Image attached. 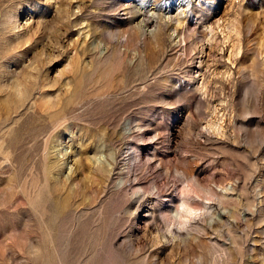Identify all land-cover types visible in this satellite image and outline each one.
<instances>
[{"label":"rangeland","instance_id":"rangeland-1","mask_svg":"<svg viewBox=\"0 0 264 264\" xmlns=\"http://www.w3.org/2000/svg\"><path fill=\"white\" fill-rule=\"evenodd\" d=\"M0 264H264V0H0Z\"/></svg>","mask_w":264,"mask_h":264},{"label":"bare ground","instance_id":"bare-ground-1","mask_svg":"<svg viewBox=\"0 0 264 264\" xmlns=\"http://www.w3.org/2000/svg\"><path fill=\"white\" fill-rule=\"evenodd\" d=\"M176 23L179 24V20H177ZM236 24L237 22L234 19L229 22V26L226 28L227 33L226 37H224L225 40L228 41L231 32L235 34L238 33V30L236 31ZM234 45L235 43L232 44L233 47ZM69 169H71L70 166ZM206 191L211 197L214 196L210 190ZM198 192H203L199 184L186 179L184 184H181V186L177 188L175 196L167 201V206L162 211H160V217L164 224L165 233L170 236L171 240L184 239L182 236L184 230L185 234H190V232H192L191 230L196 227V224L192 225L190 221L196 217L206 214L208 207H210L209 203L203 202L210 201L211 199H202ZM210 216L211 215H209V217ZM143 219H146L144 222L150 223L153 220L152 214L146 212V214L143 216Z\"/></svg>","mask_w":264,"mask_h":264}]
</instances>
